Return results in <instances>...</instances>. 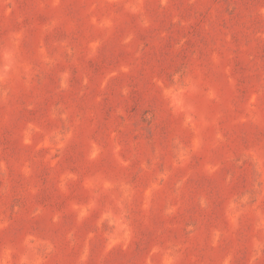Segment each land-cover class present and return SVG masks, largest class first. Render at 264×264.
Listing matches in <instances>:
<instances>
[{"label":"rangeland","instance_id":"1","mask_svg":"<svg viewBox=\"0 0 264 264\" xmlns=\"http://www.w3.org/2000/svg\"><path fill=\"white\" fill-rule=\"evenodd\" d=\"M0 264H264V0H0Z\"/></svg>","mask_w":264,"mask_h":264}]
</instances>
